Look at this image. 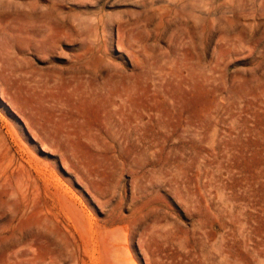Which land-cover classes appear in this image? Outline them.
<instances>
[{"label": "rangeland", "instance_id": "rangeland-1", "mask_svg": "<svg viewBox=\"0 0 264 264\" xmlns=\"http://www.w3.org/2000/svg\"><path fill=\"white\" fill-rule=\"evenodd\" d=\"M0 264H264V0H0Z\"/></svg>", "mask_w": 264, "mask_h": 264}]
</instances>
